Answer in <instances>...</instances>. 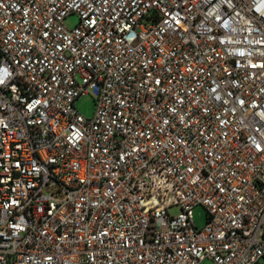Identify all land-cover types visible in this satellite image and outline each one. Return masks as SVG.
Returning <instances> with one entry per match:
<instances>
[{
    "label": "built area",
    "instance_id": "1",
    "mask_svg": "<svg viewBox=\"0 0 264 264\" xmlns=\"http://www.w3.org/2000/svg\"><path fill=\"white\" fill-rule=\"evenodd\" d=\"M0 81V264H264V0H0Z\"/></svg>",
    "mask_w": 264,
    "mask_h": 264
},
{
    "label": "rangeland",
    "instance_id": "2",
    "mask_svg": "<svg viewBox=\"0 0 264 264\" xmlns=\"http://www.w3.org/2000/svg\"><path fill=\"white\" fill-rule=\"evenodd\" d=\"M78 23V16L71 15L67 17L65 25L68 28L74 27ZM95 98L91 92L89 94L79 97L75 102V108L77 111L86 118H91L95 111ZM170 214L177 215L179 213V208L175 207L170 209ZM193 219L195 226L198 229H202L207 223V212L206 209L202 206H196L193 209ZM204 264H208L207 262Z\"/></svg>",
    "mask_w": 264,
    "mask_h": 264
},
{
    "label": "snow or ice",
    "instance_id": "3",
    "mask_svg": "<svg viewBox=\"0 0 264 264\" xmlns=\"http://www.w3.org/2000/svg\"><path fill=\"white\" fill-rule=\"evenodd\" d=\"M0 82H2V81H0Z\"/></svg>",
    "mask_w": 264,
    "mask_h": 264
}]
</instances>
